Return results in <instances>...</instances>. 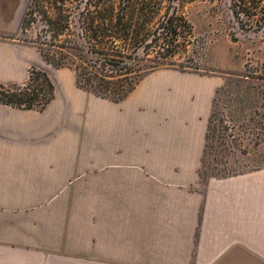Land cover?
<instances>
[{"label":"crops","instance_id":"0c3cea01","mask_svg":"<svg viewBox=\"0 0 264 264\" xmlns=\"http://www.w3.org/2000/svg\"><path fill=\"white\" fill-rule=\"evenodd\" d=\"M45 71L43 110L0 104V264H264V167L198 185L212 78L156 68L114 102Z\"/></svg>","mask_w":264,"mask_h":264},{"label":"trees","instance_id":"16d2710c","mask_svg":"<svg viewBox=\"0 0 264 264\" xmlns=\"http://www.w3.org/2000/svg\"><path fill=\"white\" fill-rule=\"evenodd\" d=\"M188 1L191 0H28L20 19V39L31 43L53 67L71 69L77 87L116 102L151 70L173 65L179 70L193 68L174 63L172 58L179 44L186 47L192 31L191 23L179 10ZM229 8L242 29H258L264 22V0H230ZM30 28L33 34L28 35ZM261 63L263 71L252 76L255 81L228 72L213 90L197 170L201 189L209 178L260 168H234L223 156L234 149L227 142L244 153L238 147L242 137L226 134L225 130L233 128L234 121L236 127L247 130L248 119L243 116L247 111L256 112L259 100L264 102V58ZM53 95L54 85L48 74L34 65L29 66L21 82L0 80L3 105L41 111ZM234 112L237 115L230 117ZM262 125L264 131V117ZM260 140L255 136L253 144ZM209 154L216 162L210 165L212 171L204 174Z\"/></svg>","mask_w":264,"mask_h":264},{"label":"rangeland","instance_id":"374dc122","mask_svg":"<svg viewBox=\"0 0 264 264\" xmlns=\"http://www.w3.org/2000/svg\"><path fill=\"white\" fill-rule=\"evenodd\" d=\"M229 1L191 0L179 8L191 23L192 31L187 36L186 47L179 44L178 52L172 57L173 62L193 66L182 71L208 76L214 80L215 86L222 82L223 76L228 72L239 73L250 81H255L252 76H259L263 71L261 61L264 58V22L258 29L240 28L231 14ZM27 2L28 0H0V41L12 43L17 48L16 52L26 62L25 73L30 65L51 71L53 66L40 57L35 47L20 39L23 35L20 31V19ZM33 30L30 28L26 34H33ZM173 66L172 69L179 70L177 65ZM7 73L9 70L0 67V76H6ZM256 107V112L247 111L243 116L244 120L248 119L247 130L236 127L235 121L233 128L225 130L226 134L242 137L238 147L244 150V153H239L233 144L227 142L229 147L234 148L233 152L223 156L228 166L240 169L264 167V102L259 100ZM236 115L237 112H234L230 117ZM255 136L262 139L258 144H253ZM213 156L208 155V168L204 170V174L212 171L210 165L216 162L212 160ZM217 166L220 167L219 163ZM72 181L70 179L69 183Z\"/></svg>","mask_w":264,"mask_h":264}]
</instances>
